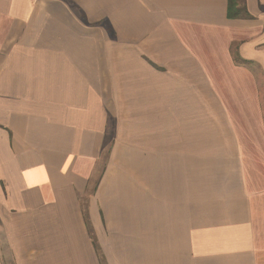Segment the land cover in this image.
Segmentation results:
<instances>
[{"label":"crops","instance_id":"crops-1","mask_svg":"<svg viewBox=\"0 0 264 264\" xmlns=\"http://www.w3.org/2000/svg\"><path fill=\"white\" fill-rule=\"evenodd\" d=\"M0 0V264H264V0Z\"/></svg>","mask_w":264,"mask_h":264},{"label":"trees","instance_id":"trees-1","mask_svg":"<svg viewBox=\"0 0 264 264\" xmlns=\"http://www.w3.org/2000/svg\"><path fill=\"white\" fill-rule=\"evenodd\" d=\"M228 17L229 19H237L243 17V9L241 7L240 0H229Z\"/></svg>","mask_w":264,"mask_h":264}]
</instances>
